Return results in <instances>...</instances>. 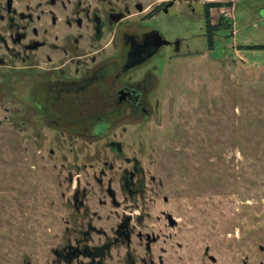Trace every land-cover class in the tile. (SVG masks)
I'll list each match as a JSON object with an SVG mask.
<instances>
[{
  "label": "rangeland",
  "instance_id": "obj_1",
  "mask_svg": "<svg viewBox=\"0 0 264 264\" xmlns=\"http://www.w3.org/2000/svg\"><path fill=\"white\" fill-rule=\"evenodd\" d=\"M43 1L13 0V7L34 13ZM162 1L120 5L137 13V2L151 10ZM170 3L153 24L182 42L170 51L179 54L169 55V75L154 96L161 106L146 118L115 110L109 89L105 107L75 96L40 110L34 103L49 71L19 61L0 67V264H65L55 251L106 241L97 233L84 240L89 222L112 238L124 217L132 219L131 245L115 247L107 263L124 264L126 249L147 261L165 257L164 249H186L197 264H264V49H250L264 46V0ZM209 3L220 6L207 21ZM7 4L0 0L4 37ZM0 57L9 59L2 41ZM56 117L65 122L46 119ZM99 117L109 124L92 125ZM135 162L137 201L123 187Z\"/></svg>",
  "mask_w": 264,
  "mask_h": 264
},
{
  "label": "flooded vegetation",
  "instance_id": "obj_2",
  "mask_svg": "<svg viewBox=\"0 0 264 264\" xmlns=\"http://www.w3.org/2000/svg\"><path fill=\"white\" fill-rule=\"evenodd\" d=\"M122 1L127 0H96L95 4L87 0H44L34 13L17 11L13 3L11 6L7 4L8 37L0 36V41L9 59L0 57V67L19 61L28 69L49 71L47 84L43 85L44 89L34 103L40 110L54 109L65 98L71 100L75 96L81 102L92 100L93 105L89 107H105L106 91L109 89L115 110L134 111V121L140 119V114L146 118L151 114L150 110L161 106L160 99L154 96L163 85L161 78L169 75L166 71L169 55L179 54L170 51L178 48L182 41H171L153 24L154 21L164 20L170 13V0H163L151 10L137 2V13H132L127 4L120 5ZM133 17L136 20H132ZM109 48L112 53L107 54ZM71 69H74L78 79L71 77ZM58 76L63 79L60 81ZM46 119L65 122L62 117ZM109 122L110 118L99 117L92 125H108ZM111 147L120 155L123 153L118 143H113ZM138 171V163L135 162L133 172L126 171L123 176V187L135 201ZM99 183L103 181L99 180ZM111 186L110 181L108 194L112 204L117 206L116 193ZM85 195L84 192L83 197ZM80 196L77 191L75 206L79 210L84 207ZM139 220L142 221L140 216ZM167 220L171 225L176 223L170 221V216ZM131 222L128 217L121 219L113 229L112 238L89 222L83 230L84 240L91 242V235L97 233L106 238L105 242L57 250L55 255L65 264H110L107 262L114 260L115 247L124 243L131 245ZM147 239L150 240V235ZM147 248L148 251L151 248L149 242ZM126 250L122 257L124 264H138L137 260L142 264H197L191 256L187 257L186 249L173 253L171 249H164L165 257L150 261L139 259L129 249ZM209 260L215 263L214 257L209 256Z\"/></svg>",
  "mask_w": 264,
  "mask_h": 264
},
{
  "label": "trees",
  "instance_id": "obj_3",
  "mask_svg": "<svg viewBox=\"0 0 264 264\" xmlns=\"http://www.w3.org/2000/svg\"><path fill=\"white\" fill-rule=\"evenodd\" d=\"M220 6V4L218 3H209L206 8H205V13H206V20L209 21L210 19V16H209V13H210V9L211 8H215V7H218ZM212 32H213V27H211V25H207V38H208V42H209V48L212 47ZM250 49H253V50H262L264 49V46L260 45V46H256V47H253V48H250Z\"/></svg>",
  "mask_w": 264,
  "mask_h": 264
},
{
  "label": "water",
  "instance_id": "obj_4",
  "mask_svg": "<svg viewBox=\"0 0 264 264\" xmlns=\"http://www.w3.org/2000/svg\"><path fill=\"white\" fill-rule=\"evenodd\" d=\"M13 3V0H8V5L11 6ZM170 221L173 223L174 219H172V217H170Z\"/></svg>",
  "mask_w": 264,
  "mask_h": 264
}]
</instances>
